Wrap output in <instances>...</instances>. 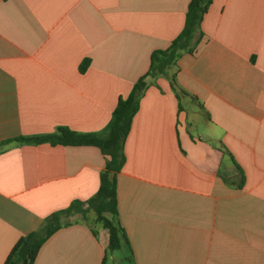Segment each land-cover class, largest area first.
Segmentation results:
<instances>
[{
  "label": "crops",
  "instance_id": "0c3cea01",
  "mask_svg": "<svg viewBox=\"0 0 264 264\" xmlns=\"http://www.w3.org/2000/svg\"><path fill=\"white\" fill-rule=\"evenodd\" d=\"M189 2L0 0V142L102 132ZM200 32L166 76L145 78L123 143L115 219L131 264H264V0H210ZM104 166L95 146L0 145V264L93 197ZM81 217H64L33 264L115 262L107 230Z\"/></svg>",
  "mask_w": 264,
  "mask_h": 264
},
{
  "label": "trees",
  "instance_id": "16d2710c",
  "mask_svg": "<svg viewBox=\"0 0 264 264\" xmlns=\"http://www.w3.org/2000/svg\"><path fill=\"white\" fill-rule=\"evenodd\" d=\"M210 0H190L183 29L170 45L163 50H155L149 58L147 71L133 84L129 94L117 100L112 116L104 130L100 133L83 134L59 127L55 133L38 136H19L4 140L0 145L10 142L19 144L36 145L49 143L51 145L69 146H95L105 156L104 170L100 173V184L97 192L90 199L72 201L63 210L54 212L43 220L41 228L19 238L7 255L3 264H33L34 260L45 242L54 232L68 225L63 218L73 214H80L86 218V213L92 210L95 214V222L108 232L107 252H129L128 261H132V251L124 229L116 221L117 196L116 175L120 172L125 157L123 143L129 132L134 114L138 108V100L145 88V78L148 76L167 75L169 69L176 66L178 57L182 52L192 53L201 38L200 22L206 12ZM89 60L83 61L79 70L84 71ZM173 90L176 91L175 77H170ZM240 172L241 170L238 169Z\"/></svg>",
  "mask_w": 264,
  "mask_h": 264
},
{
  "label": "rangeland",
  "instance_id": "374dc122",
  "mask_svg": "<svg viewBox=\"0 0 264 264\" xmlns=\"http://www.w3.org/2000/svg\"><path fill=\"white\" fill-rule=\"evenodd\" d=\"M201 123L202 122H199L198 125H196L198 130H200ZM80 219H83V218L81 217ZM70 220H71L70 218L63 219L64 222H69ZM84 220L85 222L93 226L96 230H98L99 232L102 231L101 224L95 222V214L92 210L86 213V218H84ZM113 255L115 256V262L112 263L111 261L108 260L106 264H131L130 261H128L129 259L128 252L124 251V253H120L119 251H116L113 253Z\"/></svg>",
  "mask_w": 264,
  "mask_h": 264
}]
</instances>
